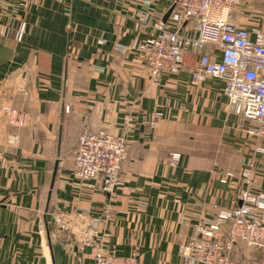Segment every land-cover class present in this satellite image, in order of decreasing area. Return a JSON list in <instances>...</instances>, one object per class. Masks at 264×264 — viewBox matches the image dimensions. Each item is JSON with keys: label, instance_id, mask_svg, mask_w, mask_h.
<instances>
[{"label": "crops", "instance_id": "0c3cea01", "mask_svg": "<svg viewBox=\"0 0 264 264\" xmlns=\"http://www.w3.org/2000/svg\"><path fill=\"white\" fill-rule=\"evenodd\" d=\"M144 1L0 0V264H94L97 244L181 264L197 224L237 203L248 164L264 191V142L240 129L220 79L193 81L196 54L155 83L140 54L118 50L151 36L141 21L163 22L174 2ZM232 22L264 33V0H239ZM100 131L128 146L110 193L72 172L75 143Z\"/></svg>", "mask_w": 264, "mask_h": 264}, {"label": "built area", "instance_id": "2783aa9c", "mask_svg": "<svg viewBox=\"0 0 264 264\" xmlns=\"http://www.w3.org/2000/svg\"><path fill=\"white\" fill-rule=\"evenodd\" d=\"M238 1L174 0L166 22L141 21V28L152 29L151 36L128 48H117L140 54L155 83L163 73L179 74L187 66L186 57L196 54V63L189 69L193 81L220 79L228 109L241 120L240 129L264 142V33L235 26L232 14ZM28 2L19 0L18 6L25 7ZM144 3L151 6L150 0ZM24 35L25 23L19 21L14 41L20 43ZM127 150L122 134L85 133L73 151V175L81 181L101 180L102 191L110 193L120 184ZM258 150L264 153V148ZM179 158V154H173L172 165ZM241 176L246 189L239 193L237 203L197 224L195 235L179 248L181 264H264V191L256 187L252 164ZM225 177L233 175L226 173ZM86 226L93 236L97 235L93 219L88 218ZM95 248L94 264H138L137 253L120 256L103 244ZM241 250L254 252L256 257L234 258Z\"/></svg>", "mask_w": 264, "mask_h": 264}, {"label": "water", "instance_id": "95a60500", "mask_svg": "<svg viewBox=\"0 0 264 264\" xmlns=\"http://www.w3.org/2000/svg\"><path fill=\"white\" fill-rule=\"evenodd\" d=\"M173 8H170L166 14L164 15L163 17V22H166L169 15L171 14V11H172ZM56 174H57V163H55V167H54V170H53V173H52V177H51V183H50V187H49V193H48V201L50 200V194H51V190L53 188V184H54V180H55V177H56Z\"/></svg>", "mask_w": 264, "mask_h": 264}, {"label": "rangeland", "instance_id": "374dc122", "mask_svg": "<svg viewBox=\"0 0 264 264\" xmlns=\"http://www.w3.org/2000/svg\"><path fill=\"white\" fill-rule=\"evenodd\" d=\"M83 135H84V134H83ZM83 135H82V136H83ZM14 138H15V137H14ZM79 139H80V138H79ZM79 139H78L77 143H75V147L78 145ZM75 147H73V148L75 149ZM74 149L72 150V153H71V154H72V159H73V151H74ZM241 251H244V250H241ZM246 252H247V251H246Z\"/></svg>", "mask_w": 264, "mask_h": 264}]
</instances>
